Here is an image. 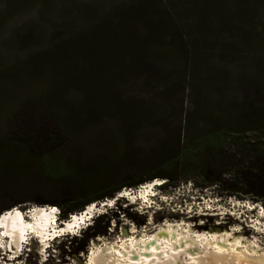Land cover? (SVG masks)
I'll return each mask as SVG.
<instances>
[{
    "label": "rangeland",
    "instance_id": "obj_1",
    "mask_svg": "<svg viewBox=\"0 0 264 264\" xmlns=\"http://www.w3.org/2000/svg\"><path fill=\"white\" fill-rule=\"evenodd\" d=\"M142 2L149 3L148 22L134 26L133 29V26H129L131 18L127 21L125 16L119 17L124 24L122 34L126 41L133 40L131 44L126 43L129 48L127 53L142 64L141 70L132 71L127 77L117 78L113 85H109L117 87L120 96L139 104L138 107L161 111L168 116L169 124L143 123L130 133V137L128 135L130 139L125 146L137 156L146 157L149 153L158 152L161 147L169 146L165 143L175 127L179 126L185 137L205 144L201 159L197 160L207 175L205 180L222 179L224 184L204 187L200 180L191 178L176 186L155 185L151 190L156 195L147 196L148 199H156L152 209H143V201L140 206H136L138 200H135L137 202L133 207L134 201L130 200L133 197L119 198L123 193L118 192L111 204H107L112 201L111 198L91 203L102 208L95 209L97 216L93 215L89 226L81 228L80 232L78 230L61 235L52 243L49 253L39 251L35 240L33 245L26 244L27 247L23 250L20 246L22 252L18 254L0 250V264H84L85 260H89L93 246L103 243L117 245L121 239L119 236L125 235L124 232L128 234L132 225L137 230L135 235L141 239L166 220L187 221L195 214L196 223H221L225 229L238 227L245 230L250 242L258 239L255 234L263 231L254 229L245 222L251 220L249 216L256 217L254 212L241 218L242 222L239 221L241 212H235V209L230 211V207L236 202L245 204V201L264 206V153L260 149V142H264V0H0V75L34 52L45 49L55 51L52 47L70 42L69 39L77 33L75 30L83 32L77 35L81 39L84 34L90 35L92 32V25H87L109 23L110 15L119 12L124 15L121 10H131ZM135 9L126 13V16L138 14ZM111 23L112 28L108 32L110 37L117 30V21ZM98 25H94V28ZM133 30L137 34L134 35ZM181 37L188 49L186 66L176 63L174 58L173 61L169 60L168 72L161 74L164 71L160 67L162 61L172 58L175 52L171 50V46ZM137 41L146 42L140 48ZM163 48L171 50L172 55L169 51L167 55L162 53ZM105 49L98 51V56L104 59L108 55ZM150 51L154 54V76H151L150 70L144 65L147 64L145 57ZM75 52L71 48L60 51L61 56L67 55L69 58L76 55ZM79 55L83 57V54ZM108 66L112 72H121L126 65L114 61ZM182 67L184 70L180 71ZM13 85L11 77L6 78L0 81V90H13ZM36 89L40 94L41 88ZM23 92L27 99L33 94L26 89ZM85 99L83 96L76 100ZM214 131L225 132L230 139L238 135V142L229 140L224 150L216 154L215 149L207 142L208 133ZM90 142L89 139L87 143ZM73 146L79 147L78 144ZM74 147L69 151H59L58 156L69 157L77 164L93 163L95 166L100 162L97 161L100 158L93 154L79 157L78 150ZM121 147H124L122 143L108 145L110 149ZM32 165L39 166L37 162H32ZM157 179L147 183L158 184ZM36 180L18 178L12 182V186L23 187ZM43 190L37 187L29 191V195L33 199L44 200L56 195L54 190ZM130 193H135L134 198H138V192ZM58 197L63 196H56ZM193 197L200 200L194 206L195 211L187 213L189 203L195 201ZM209 199L227 206L228 210L223 209L221 212H230L227 215L213 216L212 214L220 211H200L199 203L203 206ZM7 202H13V197L0 198V207ZM257 204L253 207L260 206ZM36 205L40 206L33 202L21 203L15 208L21 212ZM245 208L249 213L253 211L248 206ZM85 209L71 213L62 220L66 221L72 215L81 216L87 211ZM262 249L264 251V244ZM11 259L17 260L11 262Z\"/></svg>",
    "mask_w": 264,
    "mask_h": 264
},
{
    "label": "trees",
    "instance_id": "obj_2",
    "mask_svg": "<svg viewBox=\"0 0 264 264\" xmlns=\"http://www.w3.org/2000/svg\"><path fill=\"white\" fill-rule=\"evenodd\" d=\"M148 4L142 2L131 10H121L124 15L120 12L110 15L109 23L87 25H92V32L84 34L81 39L77 35L83 32L75 30L77 33L69 39L70 42L55 45L52 47L55 51L45 49L34 52L0 75V81L11 77L14 83L13 90H0V198L13 197V202L0 207V213L21 203L34 202L57 206L60 217L66 219L91 203L113 198L124 188H138L155 178L165 180L160 187L176 186L191 178L200 180L204 187L224 184L222 179L205 180L207 175L197 163L205 144L185 137L179 126L175 127L165 143L169 146L161 147L158 152L149 153L146 157L137 156L125 146L130 133L143 123L169 124L168 116L161 111L138 107L139 104L121 97L118 88L112 86L117 78L141 70L142 65L127 53L129 48L126 43L131 44L133 40L126 41L122 34L124 24L119 17L125 16L127 21L131 18L129 26L134 29V26L149 21ZM134 9L138 14L126 16ZM115 20L117 30L110 37L111 21ZM94 25L98 26L94 28ZM133 34L137 33L133 30ZM177 40L171 46L175 52L173 55L171 50H161L165 55L167 51L172 55L171 59L168 57L162 61L160 67L164 71L161 74L168 72L170 61L174 58L176 63L187 64V44L182 37ZM137 42L141 48L146 41ZM69 48L76 51V55H71V58L61 56L60 51ZM102 48L108 52L105 59L98 56ZM145 58L147 64L144 65L154 76V54L150 51ZM114 61L126 65L121 72L110 70L108 65L111 66ZM37 87L41 88L40 94L36 91ZM24 89L33 93L28 99ZM83 96L85 100H76ZM89 139L95 143L88 144ZM237 139L238 135L230 139L225 132H209L207 136V142L216 154L224 150L229 140L237 143ZM114 142L122 143L124 147L108 148ZM75 144L79 147H74ZM260 145L264 153V142ZM72 147L78 150L79 157L93 154L100 158L97 160L100 162L95 166L93 163L77 164L69 157L58 156L59 151H69ZM32 162H37L39 166L32 165ZM18 178L37 179V183L33 181L23 187H13L12 182ZM37 187L54 190L56 195L48 196L49 200L33 199L29 191Z\"/></svg>",
    "mask_w": 264,
    "mask_h": 264
},
{
    "label": "bare ground",
    "instance_id": "obj_3",
    "mask_svg": "<svg viewBox=\"0 0 264 264\" xmlns=\"http://www.w3.org/2000/svg\"><path fill=\"white\" fill-rule=\"evenodd\" d=\"M157 180L159 185H161L160 183L163 184L164 182L159 181L163 179ZM151 184L152 187L151 185L145 186L146 189L141 190L142 192L140 194H146L144 192L149 190L148 187H151L152 189L155 185L159 186L156 183L154 185L153 183ZM135 195V193H130L129 191L120 194L119 198L127 196L133 197L131 199L135 200ZM145 197L147 200H143L141 207H143V209L154 208L153 204L156 203L154 201L156 199H148L147 196ZM111 200L112 201H109L107 204L113 203L114 197L111 198ZM136 200H138V198ZM193 200L195 201L193 203H189L187 207V213H192L195 211L194 206L198 204L197 202L200 200V198L193 197ZM136 202L137 201H134L135 204ZM105 204H103V207H106L104 206ZM204 204L205 205L201 206L202 203H199L200 206H198L200 211H220L218 213L216 212L212 214L213 216L227 215L228 212L234 209L235 212H241V215L245 217H247L248 214H253V211L249 213V210H245V207H251V203L247 201H245V204L236 202L230 207V211L224 213L221 212V210H228L227 206L222 205L217 200L214 202L209 199ZM45 206L49 207L48 205ZM40 208L41 205L33 206L32 209L30 208L29 215L32 217V219L27 217L26 220L23 218L26 217V213H24V211L7 213L0 217V226L5 227V231L3 233H8V236L11 235L13 237L14 244L17 247H20L22 244H20L19 236L17 235L16 231H11L12 228H8V226H10V223H12L10 226L12 227L22 225L24 221H30L28 223V225L31 227L30 229L40 230L41 235L44 236L41 242L47 243L49 245V248H47L45 251V253H49L48 250L52 248V243H54V241L57 239H47L49 235L47 229L49 226L47 224L51 221L53 213H48L47 210ZM101 208L102 207L100 205H94L81 216L76 215L65 225L63 224L59 227L63 231L72 228L78 221L88 216L91 210H97ZM196 215L197 214L189 217L187 221L182 222L166 220L164 221L165 223H161L151 233H145L146 236L141 239H138V236L135 235L137 230H135L136 227L132 225L130 231H128V234L124 232L125 235L119 236L121 239H119L120 241H118L119 243L117 242V245L111 246V244L109 245L103 243L101 245L93 246L90 249L91 252L89 251V260H85L84 264H264V251L262 249V245L264 244V230L262 232H258L259 234H255L258 239L255 238L256 240H252L250 242L247 238L248 233L245 230L242 231L238 227L225 229L221 223H196ZM94 216L97 215L95 214ZM249 217L251 219L250 221L253 223L251 226L254 229L257 228L258 230H262V227L260 226H264L262 222L263 218H260L259 215H256V217ZM23 227L24 230H26L25 223L23 224ZM33 233L35 235V231ZM5 241L6 240H3V242ZM35 243H37L39 246L40 242L35 241ZM33 244L34 242H32L31 245ZM23 249L24 248H21V250ZM17 250L19 251L20 249ZM4 260L6 259L4 258ZM16 260L17 259L12 260L11 262H15Z\"/></svg>",
    "mask_w": 264,
    "mask_h": 264
},
{
    "label": "clouds",
    "instance_id": "obj_4",
    "mask_svg": "<svg viewBox=\"0 0 264 264\" xmlns=\"http://www.w3.org/2000/svg\"><path fill=\"white\" fill-rule=\"evenodd\" d=\"M163 183H164V182H163ZM142 185H143V184H142ZM126 189H129V188H126ZM135 189H136V188H131V191H132V190L134 191ZM116 196H117V195H116ZM14 208H15V207H14ZM56 208H57V207H56ZM12 209H13V208H12ZM56 211H59V212H60V210H59L58 208H57ZM4 212H5V211H4ZM4 212H3V213H4ZM0 214H2V213H0ZM59 217H60V215H59ZM60 219L62 220L61 217H60ZM86 228H87V227H86Z\"/></svg>",
    "mask_w": 264,
    "mask_h": 264
},
{
    "label": "water",
    "instance_id": "obj_5",
    "mask_svg": "<svg viewBox=\"0 0 264 264\" xmlns=\"http://www.w3.org/2000/svg\"><path fill=\"white\" fill-rule=\"evenodd\" d=\"M10 210H11V209H10ZM26 210H28V209H23L22 211H24V212H25ZM7 211H8V210H7Z\"/></svg>",
    "mask_w": 264,
    "mask_h": 264
}]
</instances>
